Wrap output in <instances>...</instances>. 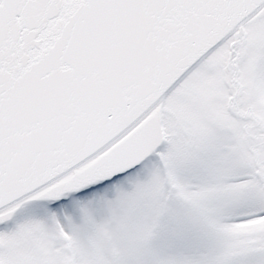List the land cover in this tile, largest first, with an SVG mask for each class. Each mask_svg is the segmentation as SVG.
<instances>
[{
    "label": "snow or ice",
    "instance_id": "1",
    "mask_svg": "<svg viewBox=\"0 0 264 264\" xmlns=\"http://www.w3.org/2000/svg\"><path fill=\"white\" fill-rule=\"evenodd\" d=\"M0 264H264V0H0Z\"/></svg>",
    "mask_w": 264,
    "mask_h": 264
}]
</instances>
